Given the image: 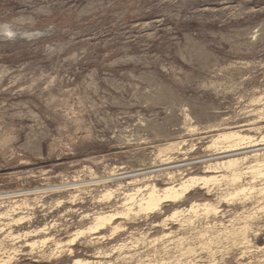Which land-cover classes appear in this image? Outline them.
<instances>
[{
    "label": "rangeland",
    "instance_id": "374dc122",
    "mask_svg": "<svg viewBox=\"0 0 264 264\" xmlns=\"http://www.w3.org/2000/svg\"><path fill=\"white\" fill-rule=\"evenodd\" d=\"M1 25L16 35L0 39V195L43 190L0 199V214L28 220L5 233H47L0 235V257L16 248L11 264H264V180L250 184L251 175L237 183L248 190L210 217L183 212L217 202L219 188L199 187L154 214L114 221L122 232L111 241L84 236L72 257L66 246L50 259L38 256L52 244L33 255L23 247L48 237L65 245L86 229L82 216L120 211L142 186L94 179L211 156L216 130L253 124L248 135H264V0H0ZM170 142L182 145L158 156ZM181 173L148 183L177 184ZM174 209L182 216L162 223Z\"/></svg>",
    "mask_w": 264,
    "mask_h": 264
},
{
    "label": "bare ground",
    "instance_id": "6f19581e",
    "mask_svg": "<svg viewBox=\"0 0 264 264\" xmlns=\"http://www.w3.org/2000/svg\"><path fill=\"white\" fill-rule=\"evenodd\" d=\"M15 31L16 30H13L9 26L1 25L0 39L13 37L14 35H16ZM28 33L32 34V32H22V35L24 34L26 37H30L31 34L27 35ZM254 127L255 126H253L252 124L251 126L249 125L248 128L245 130H241L240 129L241 127L233 128V129L216 130L217 133L214 136H211L212 138L209 141L210 145L206 147V149L214 151V153L211 154V156L206 155L207 157H202L203 155L202 154L200 155L201 157L198 158H195L196 157L195 156L194 158L191 157L190 160L187 161L184 160L185 162L183 161L177 162L176 164L179 163L178 165H174L173 162L170 161L163 162L164 160H169L168 158H166L163 161H161L162 165L160 164L159 167L158 166L151 167V168H147V170L142 169L133 172L131 174L121 173L117 178H113V176H109L104 179L100 177L101 178L100 180H95V179H94L95 181L92 180L93 182L91 183L93 185L104 186V185H108V183L110 182L128 181L127 179H129L132 182H130L128 185L141 184L142 186L134 188L130 190L129 193L124 194V199H123L124 202L118 206V208L121 209L120 211L113 210L112 212H95L91 216L90 215L82 216L81 217L82 220L89 221L87 223V227L85 226L86 229L76 232L74 231L75 233L71 234L73 238H71V240L68 243H65V245L60 241H55L51 237H48V238H44L43 240H39V241L37 240L36 242H27V243L25 242V245L23 247L29 248L28 255H33L34 246H36V244H41L42 246H44L45 244H52V246H54L55 249L50 251L43 250L38 256L40 259H46V258L50 259L56 257L58 254H59L58 258H60L61 254L64 252L66 253L67 256L72 257L74 252L73 249L71 248L76 246V242L79 241L81 238H84V236L85 237L86 235L89 236V238H87L88 240L85 239V243L111 241L113 239L112 236H114L117 232L120 231L119 225L113 224L114 221L128 220L129 217H139L140 215L147 216L149 214H154L161 210V206L163 204H170V206L174 204H178L183 199H186L187 195H189L190 192H192L194 189H197L199 187H201V190L204 189L209 190L210 187H212V190L215 188H219L216 189L217 191H219L218 193H220L216 198L217 202L215 204H212L207 200L201 203L193 202L189 206V208L187 210H183V212L192 214L201 211L204 216L216 215L217 213H220V211H218L216 208L217 205H219L222 202H227L228 200H232L233 198L240 196L242 193H245L248 190L247 188L243 186H238L237 184L240 182L241 178H243L244 175H251L250 184H253L256 180H264V162L259 160V157L264 156V135H261L259 137V140L254 139V137L248 135V133L250 134L253 130H257ZM194 129L196 128H189L190 132L192 133L195 132ZM245 132H247V134H245ZM181 145L182 144L180 143L170 142L162 149L158 150V156L166 157V155L164 154H169L171 152L178 151L179 146ZM249 160H252L251 162H249V165L246 166L244 169H241L243 163L248 162ZM168 165H172V166H168ZM202 166L206 169V171H204L201 175H190V176L185 175L187 174L186 172L197 170L199 167ZM180 171H182V173L179 175L181 176V178L179 177L180 181L177 184L171 182L166 184L167 186L163 188H158L155 184L148 183L152 181L154 176H156L157 174H162L163 176L166 175L169 179L172 180L175 173L178 174V172L180 173ZM64 188L65 186L62 187L59 186L58 188L55 189L53 188V189L60 191ZM250 188L254 190L253 186H250ZM42 190H37V191L34 190L33 192L31 191L14 192L4 195L2 194L0 195V199L2 198L11 199L21 195L24 196L28 193L37 194ZM256 191L263 193L264 187L262 188L260 187ZM114 193L115 192L112 191L111 189L104 191V193H102V195L100 196V202L110 201ZM72 198H70V201L72 200ZM22 204H24V202ZM183 212L174 209L172 213L166 216L161 222L165 223L168 221H174V219H176L180 215L182 216ZM12 216L8 215L7 213L0 214V220L4 219L5 221L7 220L6 218H8V220L10 221L7 224L0 227V235H4V238L11 237L12 241L15 240L17 241L21 238L22 240H26L28 238L35 237L40 234H44V232H46L45 229L42 228L39 230L26 231L17 235H13L11 232L5 233L6 231L5 227H10L12 225L19 226L24 224L27 220V219L25 220V217L12 218ZM154 227H159V225H154ZM107 231L109 235L108 234L106 235L104 233ZM92 235H94V237H91ZM163 237H168V236L164 235ZM154 241H156V239L151 240L150 243ZM16 243H19V241ZM65 246L68 247V249H65V251L62 252ZM188 250L190 249H187L186 252ZM18 252L19 251H17L16 248H12L8 250V252H4L3 256L0 257V264H11L13 257L16 254H18ZM22 256H27V254H23ZM33 261L38 262L35 259ZM97 263L98 262L82 263L79 260H74L72 264H97Z\"/></svg>",
    "mask_w": 264,
    "mask_h": 264
}]
</instances>
